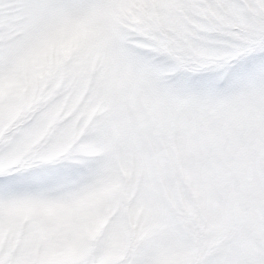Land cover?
Instances as JSON below:
<instances>
[{"label": "snow or ice", "instance_id": "1", "mask_svg": "<svg viewBox=\"0 0 264 264\" xmlns=\"http://www.w3.org/2000/svg\"><path fill=\"white\" fill-rule=\"evenodd\" d=\"M0 264H264V0H0Z\"/></svg>", "mask_w": 264, "mask_h": 264}]
</instances>
